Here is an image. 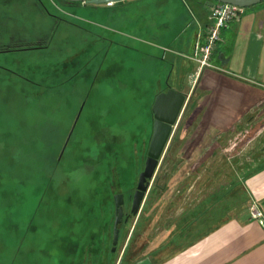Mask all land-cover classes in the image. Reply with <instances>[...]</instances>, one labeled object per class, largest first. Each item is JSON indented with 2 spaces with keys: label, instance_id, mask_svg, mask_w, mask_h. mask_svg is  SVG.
<instances>
[{
  "label": "rangeland",
  "instance_id": "obj_1",
  "mask_svg": "<svg viewBox=\"0 0 264 264\" xmlns=\"http://www.w3.org/2000/svg\"><path fill=\"white\" fill-rule=\"evenodd\" d=\"M203 3L0 0V264H39L44 258L48 264L70 263L83 233L85 207L95 206L100 199L98 186L108 185L112 194L117 185L111 171L104 169L103 180L100 173L101 179H95L85 165L76 168L73 163L91 155L107 162L110 150L116 147L113 144L140 136L135 130L128 131L139 122L147 129V85L152 90L156 79L173 78L178 69L185 77L181 90L188 93L189 103L169 141L168 160L164 157L157 170L154 184L159 188L153 185L147 194V223L144 214L139 220L137 215L126 226L115 252L109 235L96 264H134L153 247L152 251L159 252L167 221L197 217L203 210L197 208L207 198L214 200L208 215L216 221L248 205L245 176L261 161L264 164V110L262 114L250 111L230 129L206 127L203 114L207 107L212 108L213 98L207 96L202 79L211 67L200 66L198 79L186 73V68L197 67L188 57L194 54L197 41L205 43L200 22L208 11ZM94 34L107 41L97 42ZM94 51L100 52L98 58L121 60L129 71L120 78L128 84L115 80L90 86L88 77L83 78L87 80L83 88L101 92L72 97L67 107L63 100L57 101L54 106L58 109L51 117L49 96H37L49 88L48 70L54 63L62 74L66 62L87 61ZM218 52H224L221 46ZM83 103L86 107L77 111ZM75 117V136L86 139L82 147L71 140L59 161L66 129ZM102 140L109 141L103 150ZM37 151L45 153L46 161L40 165L34 156ZM198 168L201 173L194 177ZM187 183V190L180 192ZM101 194L108 198V193ZM45 247L48 249L43 250ZM78 255L76 264H93L94 256Z\"/></svg>",
  "mask_w": 264,
  "mask_h": 264
},
{
  "label": "crops",
  "instance_id": "obj_2",
  "mask_svg": "<svg viewBox=\"0 0 264 264\" xmlns=\"http://www.w3.org/2000/svg\"><path fill=\"white\" fill-rule=\"evenodd\" d=\"M211 3L204 0L207 11ZM208 21L207 14L206 19L201 17L200 25L205 29ZM217 43L221 44L215 45L211 58L215 63L210 61L209 74L202 79L204 89L209 91L207 96L213 98L212 108L207 107L203 115L206 127L226 130L250 111L262 114L264 110V0L244 7L240 20L221 29ZM220 46L222 54L218 52ZM186 73L198 79L201 67L197 64L194 69L186 68ZM182 77L185 79L184 74ZM244 189L250 202L234 214L230 212L217 221L198 215L167 221L160 251H152L153 247L134 264H264L262 161L245 176ZM253 202L262 212L260 221L250 217L248 207ZM191 225L193 231L189 232L186 229Z\"/></svg>",
  "mask_w": 264,
  "mask_h": 264
},
{
  "label": "flooded vegetation",
  "instance_id": "obj_3",
  "mask_svg": "<svg viewBox=\"0 0 264 264\" xmlns=\"http://www.w3.org/2000/svg\"><path fill=\"white\" fill-rule=\"evenodd\" d=\"M213 2V0H209ZM107 5V4H106ZM95 40L97 42H102L106 38L99 34H94ZM203 40H205V32L202 34ZM97 38V39H96ZM107 41V40H105ZM110 43H113V41H109ZM93 43H91L92 45ZM93 47V46H92ZM196 47V46H195ZM99 51H96L95 54L99 55ZM212 54L208 55L207 61L210 63V60L212 58ZM196 50L193 55L189 56L192 60L197 62L196 59ZM78 59V58H77ZM101 60V61H100ZM79 63V66H77ZM175 65V64H173ZM52 69L50 68V77H51V83L48 88V90L42 93L37 94V96L41 97L44 95L49 96V100L53 103V111H51V117L54 116V111L55 109H58L57 106L55 108L54 103H57V101H64L65 106L67 107V104H70L69 102H72V97H77L81 98V96L84 97H90L94 93L101 92L97 89H86L83 88L82 84L87 83V77L88 81L90 82V86L95 84H98V81H102L104 78H112V79H120L121 76H124L123 74L126 71H129V68L126 67L121 60H117L114 57L109 58V60H105L103 57H90L89 60H83V61H70L66 62L63 66V69L60 70L64 71L62 74L59 73V70L57 71L56 68L51 66ZM85 78V79H83ZM59 79L61 80L59 82ZM122 81H127L123 80ZM130 81V80H129ZM183 77L182 74L176 73L174 77L172 78L170 76H166L164 79L158 78L155 80V85L156 87L153 88L152 90L148 87L147 85V98L149 99V103L147 104L148 109L152 112V107L153 103L155 101V98L158 94L167 92L169 88H173L179 92H182L185 94L187 97V101L185 103L184 109L186 105L189 103V95L188 93H185L181 90L182 85H183ZM154 84V83H153ZM151 95V96H150ZM36 96V95H35ZM36 96V97H37ZM154 96L153 102L150 101L151 97ZM71 107H75L76 105H69ZM51 107V105H50ZM78 110L83 111L84 107H86V103L80 104L78 106ZM183 111L181 115L183 114ZM65 112V111H64ZM66 113V112H65ZM77 113V112H76ZM153 114V112H152ZM181 115L174 126V131L176 130L178 124L180 123ZM72 122V121H71ZM77 119L76 117L74 118L73 122L71 125L66 129L67 134L65 136L64 140V146L62 147L57 160L62 161L63 156L66 152L67 145L71 140H74L75 146H80L82 147L83 140L86 138L79 137L77 138L75 136L76 133V126H77ZM147 129H144L142 127V131L138 130V134L140 136H136L134 138H129L127 144H123L122 147H120V144L117 145V147L113 148V150L110 152V156L107 162L103 160L101 162V158H95V156H87L82 159L81 162L78 163H73L76 168L80 167L81 165L84 166L88 170V173L90 176L95 177V179H101L99 177H102L103 180V175H104V169L107 171L112 172L113 178H116V188L113 189V192L111 191L112 194L109 193L108 185H102L98 186L97 194L100 196L99 200L96 202L95 206H90V207H85V209H88L86 216L83 218V233L81 234L80 240L82 247L81 248V253L83 254L85 252V256L87 255H101L103 252V245L105 240L108 239V236L112 234V238L114 237V229H115V221L117 218V201H116V195H120V200H121V207H122V217L121 221L119 223V240L118 244L116 245V249L113 251L115 252L120 245L121 242V237L123 236L126 226L131 224L132 221L136 218L138 215L137 219L139 220L141 215L144 214L143 220L145 223H147V219L149 218L148 213V208L146 205L148 196L147 194L151 192V188H159V184L154 182L157 180L156 179V173L157 170L159 169L161 163L166 157V152L170 149V142H168L167 146L165 147V150L163 151V154L161 155V158L159 159L158 166L156 168L155 174L152 179L148 180V189L145 192L140 211L138 214L133 213V202H134V196L135 192L137 191L138 183H139V177L141 172L145 169L146 166V160L148 157V149L149 145L152 139V133H153V125H154V114L153 117L150 121H147ZM139 126L142 124L138 123ZM101 127V126H100ZM140 129V128H139ZM52 131V130H51ZM54 133L57 134L59 133L56 131V128H54ZM172 133V135H173ZM61 135V134H60ZM59 135V136H60ZM172 135L169 139V141L172 139ZM109 141L105 143V140H102L100 142L101 148L106 146ZM111 143V142H110ZM34 148L36 146L34 145ZM127 148V149H125ZM40 151V150H38ZM34 155L36 158L35 160L38 161V164L40 165L43 161H46L43 158V155H45L44 152L42 154L38 152ZM137 151V152H136ZM49 155V154H48ZM89 159V162H87ZM168 160V158L166 157ZM102 163V164H101ZM75 168V169H76ZM38 171L41 169L40 167L36 168ZM202 169H197L195 172H193V176H197L201 173ZM167 171V170H166ZM103 172V175L102 173ZM165 172L163 173V175ZM167 176V175H166ZM215 174L212 175V180L214 178ZM162 177V176H161ZM161 179V178H160ZM159 179V181H160ZM210 180V179H209ZM208 180V181H209ZM98 181V180H97ZM21 183V182H20ZM23 185V182L21 183ZM154 185V186H153ZM209 185V184H208ZM24 186V185H23ZM161 188H164L166 190V185L161 186ZM188 188V183L186 185L181 186L180 192L186 191ZM105 189H107L105 191ZM107 193L108 192V198L105 195H102L101 193ZM119 198V197H118ZM214 205V200H211L207 198V201L205 202V205H202L203 210L199 212L197 215L200 217L208 218L209 217V212L211 207ZM95 211V216L94 212ZM169 222V221H168ZM187 231H193L192 225L187 227ZM96 240V241H95ZM95 242V243H94ZM112 248H113V240H112ZM93 264L95 263V259L92 260ZM97 262V260H96ZM85 261L81 264H84Z\"/></svg>",
  "mask_w": 264,
  "mask_h": 264
},
{
  "label": "water",
  "instance_id": "obj_4",
  "mask_svg": "<svg viewBox=\"0 0 264 264\" xmlns=\"http://www.w3.org/2000/svg\"><path fill=\"white\" fill-rule=\"evenodd\" d=\"M72 2H82L90 4H107L111 5L123 0H68ZM225 3H231L239 5L241 7H248L254 5L262 0H213ZM187 97L182 92H179L173 88H169L167 92L160 93L156 96L153 103L152 112L154 114V125L152 139L148 149V157L146 160L145 169L141 172L139 177V183L137 191L135 192L133 202V213L138 214L140 207L148 189V180L152 179L156 168L159 163V159L167 146L169 139L173 133L174 126L176 125L183 109ZM119 197V198H118ZM117 201V218L115 221L113 248L116 249V245L119 240V223L122 217V207L120 195H116Z\"/></svg>",
  "mask_w": 264,
  "mask_h": 264
},
{
  "label": "built area",
  "instance_id": "obj_5",
  "mask_svg": "<svg viewBox=\"0 0 264 264\" xmlns=\"http://www.w3.org/2000/svg\"><path fill=\"white\" fill-rule=\"evenodd\" d=\"M207 7L209 23L205 28V43L201 44L197 41L196 44L195 56L201 67L211 66L207 57L212 53L216 43L221 40V29L232 21L240 20L244 11V7L219 1H213ZM249 214L253 219L262 220V212L255 202L249 206Z\"/></svg>",
  "mask_w": 264,
  "mask_h": 264
},
{
  "label": "trees",
  "instance_id": "obj_6",
  "mask_svg": "<svg viewBox=\"0 0 264 264\" xmlns=\"http://www.w3.org/2000/svg\"><path fill=\"white\" fill-rule=\"evenodd\" d=\"M62 1H65V2H68V3H71V4H73V3H82V2H72V1H68V0H62ZM49 13V12H48ZM50 14V13H49ZM50 15H52V17L54 16V17H57L56 15H54V14H50ZM70 23V22H69ZM97 39V38H96ZM38 48V47H37ZM39 48H43L42 46L41 47H39ZM99 55H96L95 54V51H94V53H93V55H91L90 57H94V58H96V57H98ZM59 64V63H58ZM47 72V71H46ZM48 72H50V70H48ZM48 74V73H47ZM46 76V75H45ZM49 78L51 79V77L49 76ZM50 79H49V81H50ZM115 80H121V78L119 79H112V78H104L102 81H98V84H100L101 82H103V81H107V82H109V83H111V82H114ZM61 80L59 79V82H60ZM122 81V80H121ZM122 82H125V81H122ZM36 83V82H35ZM51 83V82H50ZM126 84H128V82H125ZM37 84V83H36ZM97 84V85H98ZM96 85V84H95ZM50 86V85H49ZM48 90V89H47ZM45 93H46V91H45ZM153 100H154V96H152L151 97V99H150V101L151 102H153ZM148 104V103H147ZM147 113H148V116H149V120L148 121H150L151 119H152V117H153V114H152V112L150 111V109H148V107H147ZM119 122H121V120L119 121ZM139 123H141V122H139ZM106 127L107 128H111V129H117V127H113V126H107L106 125ZM119 128V127H118ZM140 128V129H139ZM135 130V132H138V130L139 131H142V126L140 125L139 126V124H137L136 126H134L133 127V129L132 130H129L128 131V133H130L131 131H134ZM128 137V136H127ZM126 137V138H127ZM128 140H129V138H127V139H125V141H120V142H117V143H115V144H113V146H116L117 147V145H119L120 144V147H122L123 146V144L125 143V144H127L128 143ZM111 143H113V142H111ZM107 147H109L108 145H107ZM105 148V146L102 148V150ZM111 149V148H110ZM125 149H127V148H125ZM113 149H111L110 150V152L112 151ZM108 193V192H107ZM96 241V240H95ZM81 240H79L78 242H77V245H78V247H77V245H76V247L74 248V252H73V259L70 261V263L69 264H76V259H75V255H78V254H81V248H83L82 247V244H81ZM83 243V242H82ZM95 243V242H94ZM45 249H48V248H43V250H45ZM42 257V256H41ZM78 257H81V255H78ZM95 258V263L94 264H96L97 262H96V260L99 258V255H95L94 256ZM98 261V260H97ZM39 264H48V260H47V258L45 259L44 258V260H42V261H40V263ZM78 264V263H77ZM80 264V263H79Z\"/></svg>",
  "mask_w": 264,
  "mask_h": 264
}]
</instances>
